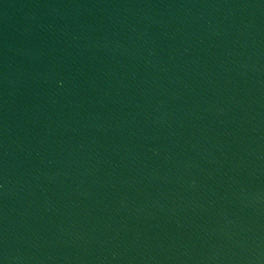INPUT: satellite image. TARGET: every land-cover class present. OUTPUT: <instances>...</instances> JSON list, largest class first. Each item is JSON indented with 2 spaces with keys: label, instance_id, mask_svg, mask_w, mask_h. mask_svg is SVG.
<instances>
[{
  "label": "water",
  "instance_id": "obj_1",
  "mask_svg": "<svg viewBox=\"0 0 264 264\" xmlns=\"http://www.w3.org/2000/svg\"><path fill=\"white\" fill-rule=\"evenodd\" d=\"M0 264H264V0H0Z\"/></svg>",
  "mask_w": 264,
  "mask_h": 264
}]
</instances>
